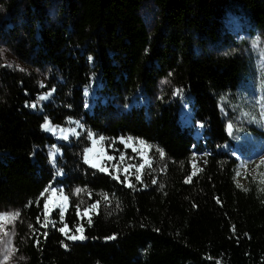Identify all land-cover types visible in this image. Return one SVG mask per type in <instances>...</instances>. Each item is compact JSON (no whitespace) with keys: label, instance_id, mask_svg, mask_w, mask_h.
Segmentation results:
<instances>
[{"label":"trees","instance_id":"1","mask_svg":"<svg viewBox=\"0 0 264 264\" xmlns=\"http://www.w3.org/2000/svg\"><path fill=\"white\" fill-rule=\"evenodd\" d=\"M230 17L264 40V0H0V43L25 65L0 66V213H19L16 264H264V183L241 185L227 148L254 129L242 113L264 98V71ZM69 120L142 140L161 164L122 172L130 151L116 142L106 171L89 165L85 142L43 127ZM53 189L69 204L47 214Z\"/></svg>","mask_w":264,"mask_h":264},{"label":"rangeland","instance_id":"2","mask_svg":"<svg viewBox=\"0 0 264 264\" xmlns=\"http://www.w3.org/2000/svg\"><path fill=\"white\" fill-rule=\"evenodd\" d=\"M157 11V7L152 3L142 10V16L150 30L156 23ZM227 26L244 44L240 48L242 55L249 60L253 58L256 68L264 71V40L257 33H251L248 25L242 20L230 17ZM0 66L25 68L20 58L2 43H0ZM45 78V76L41 77V79ZM169 88L168 80H160L154 98L166 94ZM252 100L248 106L244 107L242 121L243 124L254 126V129L231 132L232 142L227 145L229 151L239 160L237 180L241 185L246 184L247 174L253 175L264 183V164L261 163L264 161V98L261 90L253 96ZM45 129L57 138H75L77 141L85 142L87 146L84 151V161L100 170L105 169V164L114 159L115 152H119L120 147L116 142L123 145V151H130L129 153L125 152L126 157L122 160V172L133 175L134 168L144 170L145 167L151 166L154 169L161 164L157 153L153 152L151 146L142 140L119 138L114 141L102 136H86L83 135L81 124L74 120H69L68 123L61 126L48 123V127ZM138 156L142 158L140 166L137 165ZM202 161L203 158L200 155L194 160V163L198 166L202 164ZM68 204V198L59 190L53 189L47 200V214L58 210V208L66 209ZM16 218L17 216L0 215V226H2L0 227V264H16L20 258L16 254L15 245ZM6 252H9L10 255L5 261Z\"/></svg>","mask_w":264,"mask_h":264},{"label":"snow or ice","instance_id":"3","mask_svg":"<svg viewBox=\"0 0 264 264\" xmlns=\"http://www.w3.org/2000/svg\"><path fill=\"white\" fill-rule=\"evenodd\" d=\"M90 59H91V58H90ZM53 91H54V90H53ZM49 95H51V93H46L44 96L40 97V99H41V100H42V99H46ZM30 106H31V107H36L35 104H32V105H30ZM43 127H45V128L48 127V122H47V121L45 122V125H43ZM231 127H232V126L229 124V125H228L229 130L231 129ZM101 139H103V138L101 137ZM161 154H163L162 151H161ZM52 156H53V159H54V157H55V153H54V152L52 153ZM109 159H111V157H109ZM261 163L264 164V161H261ZM101 170L106 171L107 169H101ZM237 175H239V173H237ZM117 179H118V177H117ZM189 179H190V178H189ZM129 186H131V185H129ZM78 191H79V190H78ZM46 207H47V205H46ZM0 215L18 216L19 213H15V214H0ZM38 219H39V217H38ZM45 226H46V225H45ZM0 227H2V226H0ZM60 231H61V232H64L65 229H64V228H61ZM80 231L82 232V229H80ZM68 238H69V239H84L83 235H80L79 237H77V236H69ZM112 238H113V237H109V239H112ZM9 255H10L9 252H6V253H5V255H4V260H5V261L9 258Z\"/></svg>","mask_w":264,"mask_h":264}]
</instances>
